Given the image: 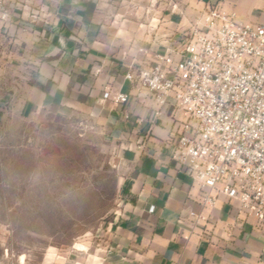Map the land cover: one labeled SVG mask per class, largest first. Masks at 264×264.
<instances>
[{"label":"crops","instance_id":"0c3cea01","mask_svg":"<svg viewBox=\"0 0 264 264\" xmlns=\"http://www.w3.org/2000/svg\"><path fill=\"white\" fill-rule=\"evenodd\" d=\"M207 2L264 24V0H157L154 6L150 0H22L13 24L0 29V43L21 75L14 109L30 119L48 111L97 115L124 169L120 205L98 239L50 264H264V228L236 200L221 196L204 209L208 221L192 228L189 213L201 210L200 191L171 157L172 109L164 107L151 122L158 107L151 100H102L106 86L132 91L124 78L129 64L148 66L179 42Z\"/></svg>","mask_w":264,"mask_h":264},{"label":"built area","instance_id":"2783aa9c","mask_svg":"<svg viewBox=\"0 0 264 264\" xmlns=\"http://www.w3.org/2000/svg\"><path fill=\"white\" fill-rule=\"evenodd\" d=\"M20 1L0 0V29L13 24ZM124 78L132 91L106 86L102 100H151L158 105L151 122L164 107L172 109L177 141L171 157L200 191L201 210L189 213L192 228L208 221L204 209L223 195L264 228V24L207 2L179 42L157 52L148 66L131 62ZM11 264H26V258L18 255Z\"/></svg>","mask_w":264,"mask_h":264},{"label":"rangeland","instance_id":"374dc122","mask_svg":"<svg viewBox=\"0 0 264 264\" xmlns=\"http://www.w3.org/2000/svg\"><path fill=\"white\" fill-rule=\"evenodd\" d=\"M21 81L0 43V264L60 261L96 240L120 205L124 169L97 115L14 109Z\"/></svg>","mask_w":264,"mask_h":264},{"label":"bare ground","instance_id":"6f19581e","mask_svg":"<svg viewBox=\"0 0 264 264\" xmlns=\"http://www.w3.org/2000/svg\"><path fill=\"white\" fill-rule=\"evenodd\" d=\"M78 245V244H77ZM76 249H78V250H85V249H83L82 247H80V246H76ZM22 258H24V256H22Z\"/></svg>","mask_w":264,"mask_h":264}]
</instances>
